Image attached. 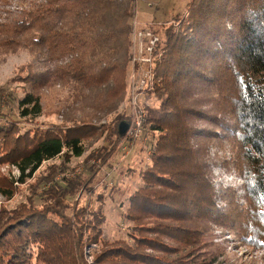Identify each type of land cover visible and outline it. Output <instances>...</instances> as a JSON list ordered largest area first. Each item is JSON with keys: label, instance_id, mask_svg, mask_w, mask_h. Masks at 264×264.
Here are the masks:
<instances>
[{"label": "trees", "instance_id": "16d2710c", "mask_svg": "<svg viewBox=\"0 0 264 264\" xmlns=\"http://www.w3.org/2000/svg\"><path fill=\"white\" fill-rule=\"evenodd\" d=\"M10 1L0 0V55L27 50L34 67L22 79L27 85L19 102L22 118L32 121L41 114L36 91L44 87L67 88L68 106L80 110L83 102H99L98 110L108 112L122 100L132 0L127 5L125 0H17L15 7ZM176 21L151 30L160 35L153 51L158 54L153 71L158 105L146 111L152 156L149 165L138 170L142 185L130 195L125 214L133 221L129 237L135 247L126 239L105 244L96 264H162L137 248L163 252L159 247L164 244L149 234L185 248L204 245L202 238L210 233L198 229L202 223L224 227L246 246L264 249V0H188ZM67 118L75 124L33 130H23L20 119L0 124V165L19 171L17 183L62 154L81 157L84 144L103 131L110 139L105 137L95 159L113 166L116 146L129 126L127 118L119 115L113 125L105 126ZM189 119L207 128L194 127ZM223 142L234 153L246 206L239 208L235 192L225 191L228 207L220 211L214 205L216 189L209 184L206 149ZM108 152L112 159H107ZM92 176L78 175L63 180L64 186H53L47 197L53 198L55 211L15 210L0 220V264H86L80 253L82 237L55 206L77 190L91 189ZM0 193L13 195L7 187H0ZM73 217L87 224L89 243H97L101 211L74 208ZM152 219L155 225L142 222Z\"/></svg>", "mask_w": 264, "mask_h": 264}, {"label": "rangeland", "instance_id": "374dc122", "mask_svg": "<svg viewBox=\"0 0 264 264\" xmlns=\"http://www.w3.org/2000/svg\"><path fill=\"white\" fill-rule=\"evenodd\" d=\"M133 16L131 20V39L142 29L159 30L165 28L169 23H177L176 18L180 17L188 0H132ZM11 5L15 7L17 0H11ZM130 0H125L127 5ZM0 3V8L3 6ZM143 29V30H144ZM138 32V33H137ZM135 33H137L135 35ZM160 39L159 33H155ZM146 42V41H144ZM129 62L125 73L124 96L119 103L108 112L98 110L97 104L83 102L82 110L75 105L68 106L66 102L69 97L67 88H40L36 91L39 95L41 104V114L35 119H24L20 116L21 107L19 102L24 96L27 85L22 81L27 71L33 69L30 66L32 56L27 50H19L14 54L0 55V124L5 119L21 120L23 130H33L38 126H63L67 127L75 124L69 121L68 116H73L77 122L86 120L93 126L113 125V120L119 115L127 118L126 123L130 127L124 132V139L119 145V153L111 161V168L106 165L107 160L96 161L95 156L99 154V149L106 137L110 139L103 131L102 135L87 141L84 154L75 158L71 155H64L44 162L32 178L26 180L23 184L17 183L19 171L10 164L0 165V187L12 189L11 198L0 193V220H4L13 211H39L41 209H52L53 198L47 197L53 186L62 185L63 180L68 181L76 176H92L91 189L84 187L77 190L72 197L60 199L59 206H55L57 211L63 215L64 222L72 226V232L82 237L80 244V253L86 264H96L95 258L105 249L103 245H114L116 240L126 239L135 247L134 241L129 237L133 221L129 220L125 214L128 208V199L130 195L142 185L138 178V170L146 168L150 163L152 156L153 138L147 132L144 121L146 119L147 109L156 107L158 101L153 95L155 77H154V53H152L150 62H140L141 57H147L138 47L136 41L130 47ZM31 67V68H30ZM37 70V69H36ZM146 75V77H144ZM143 79V80H142ZM143 81V82H142ZM69 107L68 108H66ZM92 106V107H91ZM139 122V125L136 123ZM194 127L204 129L207 125L204 122L188 120ZM82 124V123H78ZM137 131V136L135 133ZM219 133V132H217ZM112 141L115 137L111 136ZM116 145V144H114ZM206 159L208 160V170H210V186L216 189V198L214 205L216 209L223 211L228 207V202L224 201L223 193L235 192L236 204L239 208L245 207L243 202L244 191L242 182L239 179L238 172L235 169V156L229 143H210L206 149ZM110 153L108 152V155ZM107 159H112L109 157ZM92 171L88 170L93 166ZM58 168V171H49V167ZM116 172V173H115ZM117 174L119 176H117ZM112 177V180L108 178ZM47 181V179H49ZM111 179V178H110ZM10 182L12 184L10 185ZM67 188V186H66ZM90 189V190H89ZM48 191V192H47ZM47 197V198H46ZM238 197V198H237ZM234 199V201H235ZM93 208L94 211H101L104 218L101 225V234L99 241L93 243L86 237L91 234L86 230L79 219L73 217V209ZM56 211V212H57ZM125 216V217H124ZM68 218V219H67ZM68 220V222H66ZM157 221V220H156ZM143 223L155 225V220L142 221ZM149 225V226H150ZM199 230L206 229L209 235L202 238L204 245H195L187 247L175 243L168 237L161 235H150L161 244L163 250H150L144 247H137L141 253L148 254L152 260L162 264H264V249L250 248L238 239V235L224 227L213 224H200ZM134 232V231H133ZM80 233V234H79ZM135 235V232H134ZM142 237H148L141 234ZM78 251V247L76 248Z\"/></svg>", "mask_w": 264, "mask_h": 264}, {"label": "built area", "instance_id": "2783aa9c", "mask_svg": "<svg viewBox=\"0 0 264 264\" xmlns=\"http://www.w3.org/2000/svg\"><path fill=\"white\" fill-rule=\"evenodd\" d=\"M144 29V28H143ZM142 29V32L135 33L136 36L133 35L131 41L132 44L137 43L140 50L146 55L147 57H141L139 63L136 62V64H141L140 62H150L152 53L154 51V47L159 41L158 37L149 29ZM146 41V42H144ZM146 77V75H144ZM143 80V79H142ZM143 82V81H142ZM136 125H139V122L136 123ZM130 125L127 127V131L129 129ZM135 136H137V131L135 133Z\"/></svg>", "mask_w": 264, "mask_h": 264}]
</instances>
